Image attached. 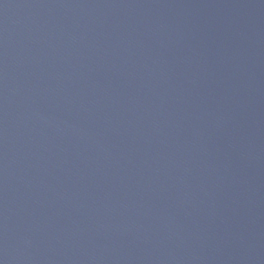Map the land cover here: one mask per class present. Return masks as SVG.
Returning <instances> with one entry per match:
<instances>
[{"label":"water","instance_id":"95a60500","mask_svg":"<svg viewBox=\"0 0 264 264\" xmlns=\"http://www.w3.org/2000/svg\"><path fill=\"white\" fill-rule=\"evenodd\" d=\"M0 264H264V0H0Z\"/></svg>","mask_w":264,"mask_h":264}]
</instances>
